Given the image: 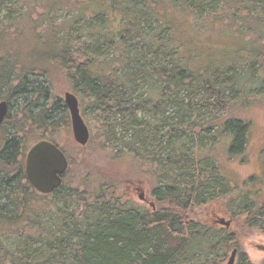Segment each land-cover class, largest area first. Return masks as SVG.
<instances>
[{"label":"trees","instance_id":"16d2710c","mask_svg":"<svg viewBox=\"0 0 264 264\" xmlns=\"http://www.w3.org/2000/svg\"><path fill=\"white\" fill-rule=\"evenodd\" d=\"M59 80L99 137L102 160L89 153L74 183L53 140ZM258 97L264 0H0V102L16 110L0 124V264H225L234 249V264H253L238 242L264 233V178L234 182L217 158L228 137L230 160L244 156ZM36 133L68 161L63 191L26 180ZM118 166L151 178L154 213L128 207Z\"/></svg>","mask_w":264,"mask_h":264},{"label":"rangeland","instance_id":"374dc122","mask_svg":"<svg viewBox=\"0 0 264 264\" xmlns=\"http://www.w3.org/2000/svg\"><path fill=\"white\" fill-rule=\"evenodd\" d=\"M146 81L147 83H151L152 80L147 78ZM52 90L53 93H56L60 96L62 101L64 99V94L66 92H71L68 84L63 83V81L60 80L55 83V86L52 87ZM138 91L142 92L143 89L139 88ZM165 107H167L166 115L172 119L173 123H175L177 120L176 112L170 105H167ZM15 112V103H9L6 116H9L11 119V117L16 114ZM141 117L145 118L147 117V115L141 114ZM243 118H246L250 121L249 133L247 136V145L244 152L245 154L243 156L244 158L239 154H233L230 160V137L223 139L222 147L217 158L218 165L220 166L221 170H224L225 176L231 178L232 181L239 184H241L243 180H247L251 175H261V177L264 178V99L262 97H258L257 103L254 106L252 105L249 110L244 111ZM64 121L66 122V124L64 123V127H60L57 130L53 140L64 149L70 160L68 174L66 175L64 180L74 183L80 180L81 177L79 175L84 173L86 171L85 169H90L91 165L94 163L92 160H87L89 153L90 155L93 154V157L102 160L100 154L97 151L99 149V146L97 145L99 137L98 133L96 132L97 129H94V127H92L89 130L90 139L88 142V147H81L73 140L68 111ZM8 123L9 119L6 121L5 125H7ZM11 123L17 122L16 120H11ZM13 125L15 126V124ZM30 134L25 137L27 150L34 144L37 139H40L39 134L36 133L34 136H30ZM34 137L36 138V140H34ZM193 139L194 140L192 141V143L197 141V138L194 137ZM188 147L190 148V152L194 151V146L189 144ZM206 147L208 148L207 145ZM215 153L218 154V152ZM240 158H242L241 161ZM95 163L100 162L95 161ZM117 172L124 174V176L119 179L123 180L122 184H124V188L127 189L125 190L126 201L130 200L132 204L137 206V208H139L141 203L145 205V203L139 200L138 197L139 193L142 192L143 195L149 201H152L154 203V206L156 207V199H154V201L152 199L153 191L156 186L154 182L151 181V178L148 175L143 174L137 176L138 174L135 171H131L130 169L124 167H121L120 169V166H118ZM257 187H259V184L257 185ZM261 187L264 194V184H261ZM58 191L63 190L59 189ZM262 197H264V195ZM128 207H130L129 204ZM217 216H224V219L228 218L227 215L220 214V211ZM205 219L208 220L210 219V217H205L204 220ZM226 221H228V219ZM243 233L244 235H241L242 233L240 234L241 237L238 242L241 250L247 255L251 263H264V233H261L257 229H253L251 231L244 229ZM229 256L230 253L228 254L226 262L228 261Z\"/></svg>","mask_w":264,"mask_h":264},{"label":"water","instance_id":"95a60500","mask_svg":"<svg viewBox=\"0 0 264 264\" xmlns=\"http://www.w3.org/2000/svg\"><path fill=\"white\" fill-rule=\"evenodd\" d=\"M63 103L67 108L72 137L76 144L85 147L90 139L89 128L82 118L76 96L65 93ZM8 111V104L0 102V124ZM68 169L64 153L50 141L42 140L34 144L25 157V177L29 185L41 195H48L58 190L62 177ZM218 225L229 228L230 222L219 220ZM237 250H232L226 264H234Z\"/></svg>","mask_w":264,"mask_h":264},{"label":"flooded vegetation","instance_id":"af4514ba","mask_svg":"<svg viewBox=\"0 0 264 264\" xmlns=\"http://www.w3.org/2000/svg\"><path fill=\"white\" fill-rule=\"evenodd\" d=\"M259 177H260V176H259ZM261 178H262V177H261ZM129 184H130V183H129ZM261 184H264V180H261V182L259 183V188L262 190ZM155 189H156V187H155ZM155 189H154L153 193L155 192ZM126 190H127V189H126ZM262 191H263V190H262ZM138 197H139V200H141L143 203H145V205L141 203V205H140L141 207L139 206V210H140V212H142V210L149 211V214H152V213L155 212V206H154V203H153L152 201H149V200L143 195L142 192L139 193ZM152 199H153V201H154V199H156L155 196H154V194H153V196H152ZM127 203H128L130 206L132 205V202H131L130 200H128ZM220 214H221V212H220ZM217 218H218V219H216V223H217L219 220H222L221 216H218ZM223 220L226 221L227 219H224V218H223ZM228 221L230 222V225H231V221H230V220H228ZM220 226L223 228L224 231H226V230H228V229L230 228V226H229V228H225L223 225H220ZM236 254H237V253H236Z\"/></svg>","mask_w":264,"mask_h":264}]
</instances>
